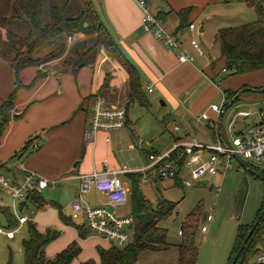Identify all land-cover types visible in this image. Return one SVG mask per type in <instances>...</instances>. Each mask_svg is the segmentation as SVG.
<instances>
[{
  "label": "crops",
  "instance_id": "1",
  "mask_svg": "<svg viewBox=\"0 0 264 264\" xmlns=\"http://www.w3.org/2000/svg\"><path fill=\"white\" fill-rule=\"evenodd\" d=\"M93 2L100 15V18L108 27L111 35L120 46L122 52L139 70L142 86L147 97L148 93L157 92L161 98L162 107H167L171 110H174L176 116L182 119L187 126H190V128L193 127L194 122L199 120L201 114L204 112H207L212 118L216 117V113L210 109V105L216 103L214 100L220 93L226 98V90L238 91L243 89V86H240L238 82L236 83L228 79L223 81V86L221 85L217 87L213 84L217 75L220 74L218 69L215 68V61L211 57L209 58L205 56L203 48V55H200L198 51L192 46L191 40L188 39L191 38L194 33H196L201 38V36L204 34L203 26L199 27L198 30L196 26L193 31L189 30L187 26L183 29L177 30L181 23V18L178 15V12L181 9L192 7V12L188 18V23L195 24L197 17H204L206 21H209L214 17L217 18L224 15V11H226L225 5L230 6L233 2L242 1H146L151 13H153L155 16L159 15L160 13L165 16V27L176 39L180 41L181 49L191 57L190 61L185 62L180 61L178 52L164 45L162 41L154 35L153 32L147 31L145 29L142 23V17L144 14L143 9L138 4L137 0H93ZM201 43H204L205 45L203 40H201ZM59 61L60 60L54 62L57 63ZM0 68L4 69L8 79L11 78V83L8 82L6 88L1 91V103L3 100V95L5 96L8 94L9 90L14 86V74L8 64L6 65L5 63H0ZM54 78L60 81L59 83L61 84L62 88L56 85ZM75 83L76 86L74 85V80L72 77H70L69 74L64 71L61 74L55 75V77H47L41 81L39 90L44 89V100H42V102H44H40V104L35 107L46 106L48 104V98L46 97L52 95L51 93H53L57 88H59L57 91L58 96H62L64 94L65 86H67L70 90V96L67 98L54 97V100L60 102L59 105L57 104V107L54 110H50L48 105L46 110L40 109L33 111V109H31V112L25 115L26 120L22 119L23 121L18 123V117H21L24 112H18L16 107L13 108L11 111L13 116L11 115L7 126L0 136V168L9 179L21 183L27 172L33 171L43 178L54 181V184L64 180L70 181L76 192L75 195L77 196V190L80 185L79 176L82 174H89L94 171H102L107 168L120 169L126 166L133 171L130 173L119 174L129 175L137 172L142 173L140 171H136V169L138 170L148 165V155L154 151L145 150V163L141 166L136 165L134 167L127 165L115 167L111 162L108 161V159L101 158L111 149L108 143L111 141L110 134L112 132L114 133L116 139H121V131L124 130V128L129 127L130 131H134L136 127L129 116V106L130 104L138 103L130 101L129 76L124 67L116 60L112 59L104 50H101L93 65L85 66L78 71ZM150 88L152 90H150ZM245 91H247V88L244 89L243 93L238 95L237 100L235 97V101L232 105H234L240 99L246 97L247 94H245ZM98 97L102 98L106 105L110 107H124L126 109V126L112 132L100 131L98 132L94 141H86L84 139V131L90 123L92 103L94 99ZM246 98L249 99L250 96L247 95ZM148 100L151 105L149 97ZM27 101L29 100L23 99L20 100L18 104L22 105L27 103ZM229 104H226V106L223 108L220 118V135L225 141L227 140L223 134L222 127L224 116ZM32 118H36V129H39V127L44 128V132L42 135L38 136L36 140V143L39 146L36 147L35 150L26 154H17L21 147L33 137L30 134L36 130L30 127L32 121H29ZM243 118L245 119L246 117ZM199 121L207 123L205 120ZM247 126H249V124L243 126L239 130L234 131H240ZM207 127H209L208 123ZM230 127L233 128L234 126L232 125ZM179 130L180 127L177 131ZM185 131V135L179 134L175 137V142L181 139H197L196 137L190 136V132L187 130ZM210 132L213 141H215V134L211 129ZM108 137L110 138L109 141L107 140ZM197 140L202 141V139ZM131 148H133V146ZM154 153L159 152L155 151ZM149 173L152 174L153 171L148 170L147 174ZM142 175L144 177L143 173ZM154 180H156V178ZM204 182L209 183L208 177L205 178ZM125 185L129 189V200L126 205L129 206L130 209L127 213L119 214L109 209L116 215L123 216L132 214L130 207V185ZM97 197L98 202L92 205L107 202V199H103L101 197V193H98ZM74 199H72V201ZM47 203L48 207L54 206L56 210H58V207H61L55 201H47ZM64 213L67 215L66 213L68 212L66 211ZM0 215L3 216L2 214ZM68 216H70V209ZM79 219L80 220H72L77 224L85 225V221L82 218ZM57 225L60 227L62 233L58 238L46 246L45 251L49 257L54 256L73 241H77L79 243L81 247V252L79 255H81L84 251L85 244L90 240H94L93 247L95 248L98 256V258L94 261L96 264H101L97 247L101 246L107 249L115 244L113 241L97 233H94L91 230L87 238H80L78 230L74 226L66 225L64 222H62L59 217V212ZM37 227L41 232H44L47 229H42L40 226H38V224ZM15 237L13 239H15ZM85 261H87V259H84L81 264H83Z\"/></svg>",
  "mask_w": 264,
  "mask_h": 264
},
{
  "label": "rangeland",
  "instance_id": "2",
  "mask_svg": "<svg viewBox=\"0 0 264 264\" xmlns=\"http://www.w3.org/2000/svg\"><path fill=\"white\" fill-rule=\"evenodd\" d=\"M225 9L224 15L217 18L214 17L209 21H206L204 17H197L195 20L197 30L203 26L204 34L200 38L194 33L188 39L196 38L203 48L205 56L211 57L215 61V68L218 69L220 74L214 80V85L217 87L221 86L224 83L223 81L228 79L236 83L238 82L240 86H243L242 90L247 88L245 94L249 95L250 98L247 99L246 95V97L240 99L234 105L229 106L224 116L223 134L227 142H229L231 138L230 130H239L247 124L250 125L259 121V109L264 101V98H261L264 97V91H262L264 89V69L234 75H229V73L222 71V68L225 66V60L221 55L220 45L216 42L217 33L222 28L252 22L257 18L256 11L245 2H233L230 6L225 5ZM76 37L83 38L84 34H77ZM201 40L205 42V45L201 43ZM0 63L8 64L2 59H0ZM41 69L42 67L33 66L19 73V79L23 86L17 92L14 107L18 109V112L24 113L21 117H18V123L26 120L25 115L30 113L31 109L33 111L40 109L46 110L47 105L50 110L56 109L57 104L59 105L60 102L54 100V97L67 98L70 96V90L67 86H65V91L62 96L57 95V91L59 90L57 88L51 93L52 95L46 97L48 98V104L46 106L35 107L40 102H44H42L44 100V89L39 90V85L47 77H55V75L61 74L64 71L72 77L74 85L76 86L75 79H77V74L73 73L60 61L46 66L47 76L45 78H38ZM12 71L14 74V86L9 90L8 94L16 87L15 71L13 69ZM9 79L4 69L0 68V94L6 88L8 82L11 83V78ZM54 79L56 85L61 87L60 81L56 78ZM8 94L3 95V100L8 97ZM226 94L228 105L232 98L229 92ZM222 96L220 93L214 102L220 104L223 99ZM148 97L151 101L149 108L141 106L140 104H130L129 116L136 126L135 130L130 131L129 127L124 128L121 131V139H116L112 132L110 134L111 141L108 143L111 149L101 158L108 159L115 167H122L124 165L133 167L136 165L141 166L145 163V150L164 152L175 144V137L177 135H185V130L190 132V136L202 139L203 142H213L210 129L207 127L206 122L196 120L193 127L190 128L182 119L176 116L174 110L162 107L161 98L157 92L148 93ZM23 99H28L29 101L19 105V101ZM242 110L249 111L252 115L244 119L238 115V112ZM11 115L13 116V114ZM231 120L235 121L233 124L234 129L229 126ZM29 122H31L30 127L32 129L37 128L35 124L36 118H32ZM175 126H179L180 130L177 131ZM43 129L39 127V129H36L30 135L33 137L40 136L44 132ZM132 146L133 148H131ZM239 160L250 169L251 167H256L260 170L264 169V164L253 163L243 156H240ZM243 164L235 160L230 167L221 170L214 176H209V183H205L204 179L195 181L191 186L178 184L176 179H159L156 181L150 173L147 177H143L140 182L141 190L153 205H157L161 199H168L176 202L177 207L169 217L160 223L167 230V240L170 243L169 248L162 251L146 250L140 254L137 264H178L179 245L183 242V235L180 233V230L186 221L195 225V242L199 250L198 264H230L239 227L253 225L261 214V209L264 205L263 176L247 171ZM118 176L123 183L130 184V174H119ZM244 177L248 179L249 189L242 213L237 217L234 215V209ZM42 192L43 197L47 201L57 202L64 212H68L66 213L67 216L69 215L70 203L76 197V192L70 181H59L47 187ZM97 195L98 193L92 187L84 194V198L91 204H95L98 202ZM101 197L107 199L104 194H101ZM11 204L12 199L9 195L5 191L0 190V205L9 206ZM109 209L119 214L127 213L130 208L125 205L109 206ZM18 213L20 215H26L29 222L21 226L15 239L8 240L0 235V264H7L9 262L11 264H25L22 244L23 240L28 237V226L30 222L38 224L44 230L45 228L61 230L57 225L58 210L54 206H46L41 210L29 206ZM206 214H211L213 219L206 220L204 218ZM0 223L2 226L6 225L4 216L0 215ZM203 225L208 226L207 232L202 231L201 227ZM93 242L94 240H90L85 244L83 253L76 258L73 264H81L84 259L95 260L98 258L97 252L93 247Z\"/></svg>",
  "mask_w": 264,
  "mask_h": 264
},
{
  "label": "trees",
  "instance_id": "3",
  "mask_svg": "<svg viewBox=\"0 0 264 264\" xmlns=\"http://www.w3.org/2000/svg\"><path fill=\"white\" fill-rule=\"evenodd\" d=\"M239 1L252 7L256 11L257 18L252 22L222 28L216 35L221 55L225 60L223 68L228 70L229 75L264 69V0ZM191 12L192 7L178 12L181 23L177 30L189 27L188 18ZM157 17L165 22L163 14L160 13ZM80 33L84 34L83 38L76 37ZM69 37L72 38L71 43ZM101 50L126 70L129 76L130 101L149 108L150 102L143 89L139 70L122 52L100 18L93 0H0V59L10 65L16 77L15 89L0 104V136L9 122L17 92L23 86L19 79L22 70L33 66L42 67L38 78H45L46 66L60 60L77 74L81 68L93 65ZM241 90H226L225 93L229 92L233 99ZM37 138L38 136L30 138L17 154H26L35 150ZM251 169L259 176H264V169L260 170L256 167ZM130 175V207L134 217L131 226L132 239L123 246L113 244L107 249L98 246L101 264H137L142 252L162 251L170 246L167 230L160 223L172 214L177 203L161 199L157 205H153L141 190L142 173ZM159 179L161 178L156 177V181ZM176 182L181 184L179 176L176 177ZM47 204L41 192L31 190L27 193L20 209L23 211L32 206L41 210ZM263 211L264 205L261 213ZM58 212L62 222L74 226L80 238H87L90 234L88 227L75 223L70 216L65 215L61 207H58ZM0 214L6 219L5 227L12 229L19 224L10 206L0 205ZM260 215L257 218L259 223L236 264H263L255 260L262 251L261 247H264V213L263 216ZM254 224L239 227L231 262ZM61 233L62 231L56 228H47L41 232L36 223L30 222L28 237L22 244L25 264H72L81 252L77 241L71 242L52 257L46 254V246ZM182 235L183 242L179 245L178 264H198L199 250L195 242V225L186 221ZM83 264H96V262L90 259Z\"/></svg>",
  "mask_w": 264,
  "mask_h": 264
},
{
  "label": "built area",
  "instance_id": "4",
  "mask_svg": "<svg viewBox=\"0 0 264 264\" xmlns=\"http://www.w3.org/2000/svg\"><path fill=\"white\" fill-rule=\"evenodd\" d=\"M143 9L142 23L147 31L162 41L164 45L178 52L180 61H190L191 57L181 49V43L165 27L162 18L155 16L148 8L146 0H137ZM196 28L190 23L188 29ZM72 38L69 37V42ZM192 46L203 55L202 47L196 38L191 39ZM224 72L228 70L223 68ZM150 90H152L150 88ZM225 96L220 104L213 103L210 109L216 113L212 118L207 112L201 114L199 120H205L214 132L216 140L206 143L197 139H181L164 152L149 153L147 166L136 169L147 177V171H153L152 177L161 179H176L179 176L181 184L191 186L196 181L214 176L223 169L232 165V162L243 156L256 164H264V101L259 109V121L240 131H230V142L225 141L221 135V114L226 106ZM239 116L249 117V111H239ZM127 111L124 107H110L102 98L94 99L89 125L85 128L84 139L94 141L98 132H112L126 126ZM231 120L230 126L234 124ZM179 127L176 126V130ZM109 141L110 138L108 137ZM39 145L36 143L35 147ZM133 170L124 166L120 169H105L94 171L79 176L80 185L76 198L70 203V216L72 219L82 218L85 225L92 232L97 233L120 246L126 245L132 239L131 226L134 221L132 214L116 215L109 210V206H124L129 200V189L118 177L119 173H130ZM135 171V172H136ZM54 181L43 178L33 171H28L21 183L9 179L0 168V190L5 191L12 199L9 205L19 224L12 229L0 225V234L8 239H13L21 226L28 221L26 215H20V206L25 201L27 193L31 190L42 192ZM97 193L107 196L106 203L92 205L85 200L84 194L91 188ZM206 220H212L211 214H206ZM203 232L208 231V226L201 227ZM182 234V230H180ZM256 257V262L264 264V247Z\"/></svg>",
  "mask_w": 264,
  "mask_h": 264
},
{
  "label": "water",
  "instance_id": "5",
  "mask_svg": "<svg viewBox=\"0 0 264 264\" xmlns=\"http://www.w3.org/2000/svg\"><path fill=\"white\" fill-rule=\"evenodd\" d=\"M264 90V89H263ZM244 90H241L237 95H240L241 93H243ZM235 101V98L231 100L229 106H231ZM221 134V132H220ZM239 162L241 164H243V162L241 160H239ZM244 165V164H243ZM244 167L247 169V171H250L251 173L253 174H258L256 173L254 170L250 169L249 167H246V165H244ZM264 178V176H263ZM207 183V182H206ZM248 189H249V182H248V179L247 177H244L243 178V181L241 183V187H240V190H239V194H238V197H237V201H236V205H235V209H234V215L239 217L242 213V210H243V207H244V204H245V200H246V196H247V193H248ZM263 213L264 211L261 213L260 217L263 216ZM206 217V215H204V218ZM259 223V219L256 220L255 224H254V227L250 230V232L248 233L247 237L245 238L244 242L242 243L239 251L236 253V255L234 256L231 264H236L242 250L244 249L249 237L252 235L253 231H254V228L257 226V224Z\"/></svg>",
  "mask_w": 264,
  "mask_h": 264
}]
</instances>
